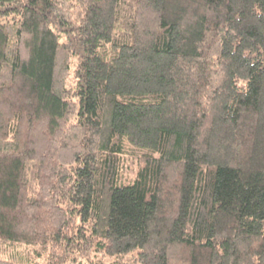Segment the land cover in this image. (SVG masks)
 Instances as JSON below:
<instances>
[{
  "label": "trees",
  "instance_id": "1",
  "mask_svg": "<svg viewBox=\"0 0 264 264\" xmlns=\"http://www.w3.org/2000/svg\"><path fill=\"white\" fill-rule=\"evenodd\" d=\"M0 264H264V0H0Z\"/></svg>",
  "mask_w": 264,
  "mask_h": 264
},
{
  "label": "rangeland",
  "instance_id": "2",
  "mask_svg": "<svg viewBox=\"0 0 264 264\" xmlns=\"http://www.w3.org/2000/svg\"><path fill=\"white\" fill-rule=\"evenodd\" d=\"M18 248H20V245L18 246Z\"/></svg>",
  "mask_w": 264,
  "mask_h": 264
}]
</instances>
